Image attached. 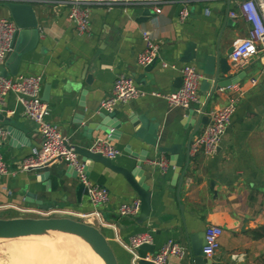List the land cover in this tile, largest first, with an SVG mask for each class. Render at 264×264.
Listing matches in <instances>:
<instances>
[{
	"label": "crops",
	"instance_id": "obj_1",
	"mask_svg": "<svg viewBox=\"0 0 264 264\" xmlns=\"http://www.w3.org/2000/svg\"><path fill=\"white\" fill-rule=\"evenodd\" d=\"M184 6L189 13L181 21L179 12ZM159 7L160 14L154 12V6L144 5L110 10L93 8L89 34L78 35L67 19L65 8L35 0L33 10L39 42L35 50L22 58L16 76H40L41 97L45 87L49 89L44 101L49 107L48 122L71 145L89 148L97 139H107L92 130L96 126L92 122L97 121V114L106 113L101 104L110 95L116 76H131L136 83V76L143 72L137 63L144 50L142 32L149 33L159 45V61L144 85L136 83L140 89L168 94L176 90L180 68L192 65L201 76L200 105L186 110L170 108L165 100L146 95L115 109L116 119L122 125L118 140L110 142L119 151L113 163L132 170L139 164L137 156L147 159L141 162L140 169L151 196L148 220L137 224L136 218L119 216L122 204L139 197L121 175L97 163L93 164L88 178L109 191L108 203L99 208L104 224L90 216L84 220L97 227L109 241L118 264H133L134 258L125 246L138 234L150 237L154 253L168 240L179 243L185 248L184 256L170 258L168 264H189L185 233L195 236L202 248L204 231L209 226L220 227L223 234L218 251L208 261L264 264V79L261 76L264 54L238 65L228 59L230 76L238 82L222 90L206 111L237 99L235 114L216 152L210 156L202 153L190 156L187 163L188 138L208 96L202 83L204 80L211 83L205 72L214 68V60L207 58L214 57L217 44L220 54L225 55L229 46L246 36L249 27L240 18H230V12H237L235 1L175 0ZM144 10H149L150 15L140 21ZM4 18L10 19L4 2L0 1V19ZM189 45H193L190 51L197 59L182 64L180 57ZM5 63L0 65V70ZM162 63L175 64L176 68L163 69ZM253 79L257 80L255 85H251ZM0 114L1 128H11L14 133V136L7 133L0 141L2 159L10 169L9 175L0 177V213H14L13 209L38 210L24 201L25 193L33 194L35 200L49 206L50 213L79 219L93 213L95 208L87 194L78 197L79 178L71 177L66 163L55 162L47 170L18 171L21 162L39 150L41 138L35 124L23 116L22 107L12 94L0 104ZM139 118L145 121V128ZM130 120H136L134 128ZM87 126L90 130L84 132ZM201 131L202 128L196 135ZM149 141H154L155 146ZM158 149L166 152L158 153ZM173 150L174 153L169 152ZM161 158L167 161L165 172L155 165ZM47 171L48 190L38 180ZM183 172L181 214L176 190ZM135 255L134 264H137L147 254L136 251Z\"/></svg>",
	"mask_w": 264,
	"mask_h": 264
},
{
	"label": "built area",
	"instance_id": "obj_2",
	"mask_svg": "<svg viewBox=\"0 0 264 264\" xmlns=\"http://www.w3.org/2000/svg\"><path fill=\"white\" fill-rule=\"evenodd\" d=\"M6 3L8 0H0ZM15 2H34L35 0H14ZM39 3L62 7L66 9L68 21L72 24L76 34L85 35L90 31V12L93 8L110 10L113 8L125 9L130 6L144 5L154 6V12L160 14L161 4H171L175 0H151L134 2L131 0H36ZM237 2V12H230L229 16L235 20L240 18L248 25L246 36L233 46V52L229 59L233 65L244 64L250 59L264 54V0H228ZM187 7L179 12V19L184 21L188 17ZM16 27L11 19H0V65L6 61L7 55L13 51L12 40ZM144 50L138 56L139 66L150 65L159 55V45L147 32H142ZM163 69H175V64L162 63ZM181 86L168 94L158 92L147 93L140 89L134 78L120 74L116 76L110 95L102 102L101 109L111 113L118 105L142 98L146 95L161 98L166 101L170 108L189 109L193 105H200L198 100V85L201 76L192 65H183L180 70ZM264 79V63L261 71ZM41 77L40 76H16L3 78L0 76V104L4 102L7 95L12 94L17 104L22 107L23 116L35 124L36 130L41 138L39 150L31 157L25 158L20 166L19 172H26L45 164L62 162L74 168L77 172L79 182L87 189V196L95 208L90 215L81 216V220L88 216L94 218L99 224H104V217L99 208L109 201V191L102 186L93 184L84 176V169L74 154L71 144L64 138L56 128L48 122L49 107L41 99ZM256 79L251 80L255 85ZM237 99H232L221 108L206 111L204 115L208 122L202 131L196 135L191 142L189 155L195 156L202 153L205 156L214 154L219 146L221 138L226 132L236 111ZM6 132L0 126V141ZM92 153L100 154L111 161L119 156V151L106 139H97L89 148ZM155 165L165 172L167 161L163 158L155 162ZM10 174L8 165L3 161L0 153V177ZM38 210H27L32 213ZM140 211L139 200L122 204L118 214L121 217L137 218ZM92 225V224H91ZM223 231L218 226H209L204 231V244L202 256L211 259L219 249V240ZM151 239L146 234L135 235L125 246V249L133 256V264L136 259V251L139 246L149 244ZM185 254V248L179 243L168 240L156 253L147 254L144 261L153 264H168L170 258L181 259Z\"/></svg>",
	"mask_w": 264,
	"mask_h": 264
},
{
	"label": "water",
	"instance_id": "obj_3",
	"mask_svg": "<svg viewBox=\"0 0 264 264\" xmlns=\"http://www.w3.org/2000/svg\"><path fill=\"white\" fill-rule=\"evenodd\" d=\"M30 1V0H29ZM4 8L8 11L11 21L16 27V31L12 40L13 51L7 55L6 63L4 66H1L0 76L3 78L15 77L17 75L18 67L21 63V60L24 56L30 54L35 50L39 42V27L38 22L35 17L33 10L32 2H15L14 0H8L4 3ZM150 15L149 10H144L141 15L140 21ZM193 48V45H189L186 48V52L180 57V63L187 64L192 61H196V56L193 54L190 49ZM233 52V46H229L225 55L220 54L219 45L216 46V52L214 57H208V61L214 60V68L210 71L205 72V74L211 77V83L208 80L203 81V85L206 87V92L208 96L205 103L203 104L199 120L196 122L193 131L191 132L188 138V144L186 148V161L189 162V150L192 139L196 136L201 128L208 122V118L204 115L208 105L211 100L216 99L219 93L222 90L230 88L231 86L237 84V78L230 76L231 65L228 63V59ZM44 54V52H41ZM159 58L155 59L150 65L142 68V74L136 76V83L141 85L145 84V81L148 78V75L151 71L154 70L157 65ZM220 77H225L224 80H219ZM181 86V78L176 81V89ZM210 87V88H209ZM48 87H45L43 96L41 97L42 101L47 100ZM85 94V92H82ZM82 99V98H81ZM117 111L114 110L111 113H99L96 115L97 121L92 122L96 126L92 129L106 136V140L113 142L118 140L120 137V128L121 123L116 119ZM94 118V116H93ZM3 119V116L0 114V121ZM139 122H142V127L145 128V121L142 118L138 119ZM129 123L134 128L136 125V120H130ZM84 132L90 130L87 126L83 128ZM7 133L14 136L11 128L4 130ZM137 134V133H136ZM139 137V134H137ZM148 141V140H147ZM151 146H155L154 141L148 142ZM73 148L74 154L78 157L80 164L84 169V176L89 179V173L92 169L93 164L97 163L102 165L104 168L110 170L115 174L121 175L128 185L137 193L140 202V211L139 216L135 219L137 224L145 223L151 211L150 203V193L146 184L144 183L143 171L140 169L141 162H144L145 159L143 156H137L139 164L132 170H127L126 168L117 166L113 161L104 158L100 154L92 153L88 147H81L78 145H71L70 148ZM126 152H129L126 150ZM158 153H165L166 150L158 149ZM174 153L173 151H169ZM58 163L62 162L60 159H57ZM55 162L45 164L43 166L32 168V170H47L48 166ZM72 178L77 177V172L73 167L70 166L68 169ZM49 171L43 173L39 176L38 180L41 182L46 189L48 190ZM184 172L181 174L176 190V199L179 205V210L182 214V205L180 203V186L183 178ZM76 193L78 197L80 194H87V189L85 186L80 183L76 188ZM24 201L26 203L37 206L39 211L47 212L49 211V206H44L41 201L35 200V196L31 193H25ZM66 235L72 236L86 245H88L95 254L100 258L102 264H118L113 249L109 241L105 238L102 232L95 226L87 224L83 221L74 220L71 218H9L3 219L0 218V240H17L22 238L29 237H45L53 238L54 235ZM185 240L188 248V260L189 264H222L208 261L202 256V248L198 243V240L195 236L187 235L185 233ZM137 251L143 252L145 254H154V246L150 244H143L138 247ZM137 264H153L143 259L137 261Z\"/></svg>",
	"mask_w": 264,
	"mask_h": 264
},
{
	"label": "rangeland",
	"instance_id": "obj_4",
	"mask_svg": "<svg viewBox=\"0 0 264 264\" xmlns=\"http://www.w3.org/2000/svg\"><path fill=\"white\" fill-rule=\"evenodd\" d=\"M14 213L8 212V213H0V217L3 219H9V218H71L78 221H83L77 217L70 216V215H62L59 213H50V212H44V211H36L32 213L19 211L18 209H13ZM87 223V222H86ZM90 224V223H87ZM91 225V224H90ZM58 238V236H57ZM60 238V237H59ZM48 239V238H47ZM51 239H54L51 238ZM53 242L43 240V239H17V240H0V264H36L38 261L34 259L35 257H24L22 255H19L16 253V255L13 250L17 245H28L27 247H35L36 245H50L54 244L56 247H58L59 250L62 252L63 258L66 260L65 262L67 264H80L79 258L76 256V252L73 250L71 244H64V243H58L56 241L58 240H52ZM61 240H59L60 242ZM75 247V246H74ZM76 248V247H75ZM77 250V249H76ZM13 251V252H12ZM17 257V258H16ZM37 261V262H36Z\"/></svg>",
	"mask_w": 264,
	"mask_h": 264
},
{
	"label": "bare ground",
	"instance_id": "obj_5",
	"mask_svg": "<svg viewBox=\"0 0 264 264\" xmlns=\"http://www.w3.org/2000/svg\"><path fill=\"white\" fill-rule=\"evenodd\" d=\"M58 236V238H57ZM60 237V238H59ZM23 239H43L50 242H53L52 240H58L56 242L58 243H64V244H71L73 250L76 252V256L79 258L80 264H102L100 258L95 254V252L85 243L80 241L79 239L72 237V236H66V235H60L56 234L54 235V239L51 238H41V237H29V238H23ZM22 240V239H20ZM59 240H61L59 242ZM28 246V245H27ZM26 245H17L13 250L15 253L19 255H22L24 257H35L37 263L36 264H67L65 259L62 256L61 250L56 247L54 244L50 245H36L35 247H27ZM76 248H75V247ZM77 249V250H76ZM12 251V252H13ZM17 258V257H16Z\"/></svg>",
	"mask_w": 264,
	"mask_h": 264
}]
</instances>
